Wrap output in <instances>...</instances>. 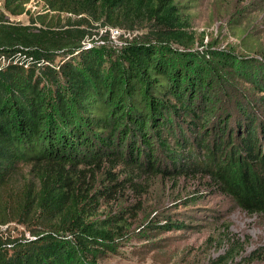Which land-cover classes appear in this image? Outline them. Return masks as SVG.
Returning <instances> with one entry per match:
<instances>
[{
	"label": "trees",
	"instance_id": "obj_1",
	"mask_svg": "<svg viewBox=\"0 0 264 264\" xmlns=\"http://www.w3.org/2000/svg\"><path fill=\"white\" fill-rule=\"evenodd\" d=\"M28 1L0 9V225L29 233L0 236V264L107 258L120 220L96 219L77 188L95 168L108 182L115 168L135 184L206 178L264 217V65L253 75L232 49H195L190 0H40L76 19L12 21ZM93 23L139 34L104 53L87 47ZM237 90L244 96L232 100Z\"/></svg>",
	"mask_w": 264,
	"mask_h": 264
},
{
	"label": "rangeland",
	"instance_id": "obj_2",
	"mask_svg": "<svg viewBox=\"0 0 264 264\" xmlns=\"http://www.w3.org/2000/svg\"><path fill=\"white\" fill-rule=\"evenodd\" d=\"M3 3L0 0V9ZM26 7L28 14H8L11 20L29 24L39 19L62 26L69 18L76 19L49 10L40 0H29ZM187 9L195 49L202 50L209 43L232 49L248 60L253 75L261 73L264 0H190ZM86 28L90 36L87 47L104 53L117 52L127 39L139 34L120 29L115 34L116 28L96 23ZM217 89V101H223ZM245 89L249 102L256 105L259 94L248 85ZM237 92L232 100L244 96ZM259 112L264 109L259 107ZM120 169L112 170L115 178L119 176L117 181L108 182L104 170L95 168L92 173L83 172L77 183L81 194L96 203V219L119 218L122 225L113 251L101 264H264V217L244 211L208 179L148 177L135 184L122 176ZM168 223L183 226L166 227ZM21 235L29 237L17 222L0 225V236Z\"/></svg>",
	"mask_w": 264,
	"mask_h": 264
},
{
	"label": "built area",
	"instance_id": "obj_3",
	"mask_svg": "<svg viewBox=\"0 0 264 264\" xmlns=\"http://www.w3.org/2000/svg\"><path fill=\"white\" fill-rule=\"evenodd\" d=\"M118 30H119V29H115V30H114V33H115V34H119V31H118Z\"/></svg>",
	"mask_w": 264,
	"mask_h": 264
}]
</instances>
